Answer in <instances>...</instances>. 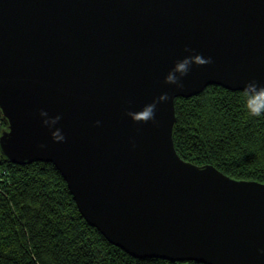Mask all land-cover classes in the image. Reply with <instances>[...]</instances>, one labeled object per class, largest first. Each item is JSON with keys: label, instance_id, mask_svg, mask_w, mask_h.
<instances>
[{"label": "water", "instance_id": "1", "mask_svg": "<svg viewBox=\"0 0 264 264\" xmlns=\"http://www.w3.org/2000/svg\"><path fill=\"white\" fill-rule=\"evenodd\" d=\"M194 50L212 62L166 83ZM250 80L264 84V0H0V155L52 162L87 222L136 258L264 264V182L174 142L178 97Z\"/></svg>", "mask_w": 264, "mask_h": 264}, {"label": "trees", "instance_id": "2", "mask_svg": "<svg viewBox=\"0 0 264 264\" xmlns=\"http://www.w3.org/2000/svg\"><path fill=\"white\" fill-rule=\"evenodd\" d=\"M242 92L209 85L178 97L175 147L191 162L264 182V117L248 113ZM0 264L185 263L133 257L87 222L52 162L16 164L0 155Z\"/></svg>", "mask_w": 264, "mask_h": 264}, {"label": "clouds", "instance_id": "3", "mask_svg": "<svg viewBox=\"0 0 264 264\" xmlns=\"http://www.w3.org/2000/svg\"><path fill=\"white\" fill-rule=\"evenodd\" d=\"M194 54L184 56L182 59H178L175 62L174 67L168 72L165 77V82L175 84L178 88H183L184 83L182 77L187 76L191 70V66L195 64H206L212 62V57H205L202 53L193 52ZM242 96L245 102L246 109L249 114L255 117H264V84L259 83L256 80H250L243 88ZM168 98L167 93H163L157 101L145 105L140 111L143 114V122L152 121L156 123V108L157 103ZM43 115H48L47 111L42 110ZM61 119L60 115L55 117H49L51 124L55 126ZM140 122V120H136ZM45 124L48 120L44 121ZM99 124L100 122L97 121ZM54 140L63 141L66 139L65 135L60 128H56L53 135ZM44 147V145H41ZM261 251H264L262 249Z\"/></svg>", "mask_w": 264, "mask_h": 264}, {"label": "built area", "instance_id": "4", "mask_svg": "<svg viewBox=\"0 0 264 264\" xmlns=\"http://www.w3.org/2000/svg\"><path fill=\"white\" fill-rule=\"evenodd\" d=\"M3 125H4V121H3L1 113H0V131H1L2 127H3Z\"/></svg>", "mask_w": 264, "mask_h": 264}, {"label": "rangeland", "instance_id": "5", "mask_svg": "<svg viewBox=\"0 0 264 264\" xmlns=\"http://www.w3.org/2000/svg\"><path fill=\"white\" fill-rule=\"evenodd\" d=\"M185 264H192L191 262H184Z\"/></svg>", "mask_w": 264, "mask_h": 264}, {"label": "bare ground", "instance_id": "6", "mask_svg": "<svg viewBox=\"0 0 264 264\" xmlns=\"http://www.w3.org/2000/svg\"><path fill=\"white\" fill-rule=\"evenodd\" d=\"M182 263V262H181Z\"/></svg>", "mask_w": 264, "mask_h": 264}]
</instances>
